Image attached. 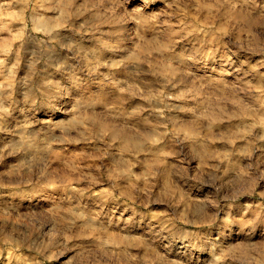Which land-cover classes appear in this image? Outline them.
I'll list each match as a JSON object with an SVG mask.
<instances>
[{
  "label": "rangeland",
  "instance_id": "rangeland-1",
  "mask_svg": "<svg viewBox=\"0 0 264 264\" xmlns=\"http://www.w3.org/2000/svg\"><path fill=\"white\" fill-rule=\"evenodd\" d=\"M0 264H264V0H0Z\"/></svg>",
  "mask_w": 264,
  "mask_h": 264
}]
</instances>
